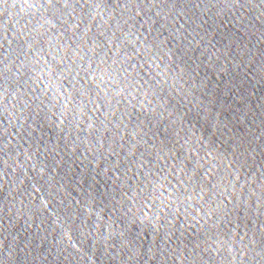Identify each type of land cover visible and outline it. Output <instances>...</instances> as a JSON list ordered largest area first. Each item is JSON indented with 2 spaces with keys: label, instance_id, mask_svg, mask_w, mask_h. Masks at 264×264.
I'll list each match as a JSON object with an SVG mask.
<instances>
[{
  "label": "water",
  "instance_id": "obj_1",
  "mask_svg": "<svg viewBox=\"0 0 264 264\" xmlns=\"http://www.w3.org/2000/svg\"><path fill=\"white\" fill-rule=\"evenodd\" d=\"M0 264H264V0H0Z\"/></svg>",
  "mask_w": 264,
  "mask_h": 264
}]
</instances>
